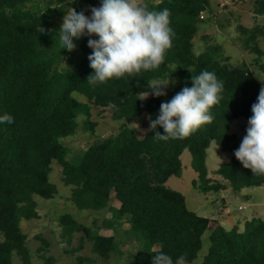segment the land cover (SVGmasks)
<instances>
[{
	"label": "trees",
	"instance_id": "16d2710c",
	"mask_svg": "<svg viewBox=\"0 0 264 264\" xmlns=\"http://www.w3.org/2000/svg\"><path fill=\"white\" fill-rule=\"evenodd\" d=\"M31 1L0 0V264H14L15 253L20 264H33L20 220L39 216L34 195L57 192L50 179L53 161L76 207L110 211L101 226L112 234L100 233L99 226L91 230L67 211L58 217L62 236L84 230L103 258L128 240L129 232L118 235L127 222L139 234L131 264L192 263L206 229L210 244L201 264H264V218L242 230L227 229L188 208L184 194L165 184L180 173L184 149L204 192L264 183V144L255 154L221 163L216 173L224 180L207 175L211 141L237 150L230 132L234 119L264 122V92L248 66L231 64L218 43L199 54L192 50L198 22L212 14L211 1L145 0L140 20L128 26L122 24L125 15L95 18L91 9L98 0H71V8L57 16L27 7ZM252 10L264 16V0H254ZM240 32L246 34L242 47L259 60L261 27ZM167 76L180 83L163 98L158 82ZM193 89L203 91L204 102L187 101ZM80 97L108 109L118 130L103 138L95 134L93 142L72 151L65 139L76 133L77 117L85 114L92 131L96 125L88 122L91 105ZM143 115L148 129L139 137L128 122ZM247 156L260 161L251 167ZM112 191L118 206L110 204ZM52 260L45 256L41 264Z\"/></svg>",
	"mask_w": 264,
	"mask_h": 264
},
{
	"label": "rangeland",
	"instance_id": "374dc122",
	"mask_svg": "<svg viewBox=\"0 0 264 264\" xmlns=\"http://www.w3.org/2000/svg\"><path fill=\"white\" fill-rule=\"evenodd\" d=\"M155 2L159 0H153ZM212 4V14L203 21L198 22V29L193 38L192 50L195 54L201 53L208 43H218L222 47V53L229 56L231 64L239 65L245 63L250 71L258 79L264 92V16L253 13L254 0H210ZM145 0H113L100 1L92 7L91 13L95 18L101 17L113 21L117 16L125 15L123 26L136 23L140 20L139 7ZM71 0L63 3L57 0H32L27 7L40 9L42 12L49 11L57 16L58 11H66L71 8ZM259 26L262 32H258L256 41L258 49L261 51L260 59L256 60L258 53L250 52L242 47L240 38L246 37L240 31L243 28L252 29ZM67 59L63 58L61 66L67 64ZM180 83L177 76H167L158 82L160 95L163 98L169 96L174 87ZM204 93L200 89H193L187 93L189 103H202L205 100ZM81 100L87 101L84 97ZM91 105L88 122H96L95 127L90 129L86 126L87 116L80 114L77 117L78 129L75 134L65 139V143L72 151L83 149L88 143L93 142L96 135L103 138L118 130V122L111 118L108 109L99 108L92 101H87ZM141 137L148 129L147 115H143L137 120L128 122ZM249 126V128H247ZM93 132V133H92ZM230 132L237 138L238 147L236 151L223 150L211 141L206 150L207 175L212 179L224 180L219 173H216L218 166L229 161L232 156L240 154H255V148L264 144V122L256 123L255 119L238 117L233 120ZM244 162L251 167L260 161H254L247 156ZM182 162L179 174L170 175L165 184L179 190L185 196L188 208L196 213L217 219L225 228L237 226L242 230L245 223H250L252 219L264 218V183L260 185L243 186L239 190L231 188L230 184L225 189L218 191L210 190L204 192L200 189L197 172L191 165V154L184 149L180 155ZM50 179L55 183L57 192L53 197H42L34 195L36 208L39 216L33 218H22L21 228L27 233V246L30 250L33 264H41L45 256H52V264H131L132 255L137 251V232L129 231V224L123 222L118 228V235H125L129 232L128 240L121 241L119 248L112 250L107 258H103L92 249V240L83 236L84 230H74L71 237L62 236V227L58 221L61 213L70 212L78 221L88 225L91 230L99 226L98 231L102 234H112L109 227L101 226L103 216H109L108 209H80L75 206L70 199V187L64 184L61 179V166L52 162ZM195 179V182L193 180ZM110 204L119 205L114 192L110 194ZM96 218L95 221L93 219ZM210 229H206L202 234V244L197 256L192 263L181 259L176 264H201L204 254L210 244ZM117 235V236H118ZM3 234L0 231V239ZM47 242H44V240ZM79 245H81L79 247ZM14 264H20L21 259L13 254ZM79 256L84 259L79 261Z\"/></svg>",
	"mask_w": 264,
	"mask_h": 264
},
{
	"label": "water",
	"instance_id": "95a60500",
	"mask_svg": "<svg viewBox=\"0 0 264 264\" xmlns=\"http://www.w3.org/2000/svg\"><path fill=\"white\" fill-rule=\"evenodd\" d=\"M232 68H234V67H232ZM258 159H260V156H256L255 159H254V161H256Z\"/></svg>",
	"mask_w": 264,
	"mask_h": 264
},
{
	"label": "built area",
	"instance_id": "2783aa9c",
	"mask_svg": "<svg viewBox=\"0 0 264 264\" xmlns=\"http://www.w3.org/2000/svg\"><path fill=\"white\" fill-rule=\"evenodd\" d=\"M205 16H204V14L202 13L201 15H200V18L201 19H203Z\"/></svg>",
	"mask_w": 264,
	"mask_h": 264
}]
</instances>
